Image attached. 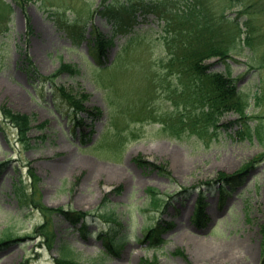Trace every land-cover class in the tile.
<instances>
[{
	"label": "rangeland",
	"instance_id": "obj_1",
	"mask_svg": "<svg viewBox=\"0 0 264 264\" xmlns=\"http://www.w3.org/2000/svg\"><path fill=\"white\" fill-rule=\"evenodd\" d=\"M252 1L255 8L247 10ZM8 4L12 10L3 14ZM194 28H206L204 35L216 46L221 33L240 35L228 62L259 138L244 139L241 128L230 125L237 115H226L221 128L205 136L171 130L176 123L162 116L177 108L168 99L178 81L168 67L170 52L181 54L178 48L192 43ZM95 32L113 40L102 65L89 50ZM246 33L252 46L245 44ZM216 60L206 64L225 72ZM262 61L264 0H26L22 7L0 0V107L33 117V147L27 149L0 112V164L7 162L0 172V241L6 232L22 239L0 248V264H56L63 252L80 264H143L154 258L160 264H261L264 159L223 204L212 186L219 174L235 175L264 154V69L253 71ZM63 62L80 73L63 74L56 85L85 91L88 107L102 111L89 137L74 134L57 91L38 81ZM137 156L167 164L171 177L142 169ZM32 187L45 207L93 215L88 235L57 215L21 206L16 194ZM148 188L169 204L153 208ZM200 191L211 220L202 229L192 217ZM112 218L121 223L115 229L126 241L119 256H108L97 234H114ZM158 221L167 225L166 242L155 249L141 244L142 229ZM199 244L213 252L201 253ZM222 250L221 257L212 255Z\"/></svg>",
	"mask_w": 264,
	"mask_h": 264
},
{
	"label": "trees",
	"instance_id": "obj_2",
	"mask_svg": "<svg viewBox=\"0 0 264 264\" xmlns=\"http://www.w3.org/2000/svg\"><path fill=\"white\" fill-rule=\"evenodd\" d=\"M16 1L19 3L22 0ZM193 38L197 40L198 35L193 34ZM251 41L252 40L250 37H247L246 43L249 46L251 45ZM230 45L231 44L227 45L223 49L217 48L214 50L190 48V50L184 52L182 56H174L171 59L173 62V66L171 67L177 68L180 74L186 76V81L183 82L185 85L184 90L181 91L180 94L175 91L176 94L173 98V100L180 99L182 103L186 104L183 109H177L174 112L168 114V116L174 120L173 122L176 123V125L172 127L171 130H178L179 128L181 132H189L190 135L205 136L212 128H218L217 123L225 114L236 113L239 115L237 123H243L246 137L252 138L253 130L248 124L249 116L245 114L248 107L247 100L242 97L240 91L238 90L236 80L231 77L230 71H228V74L210 72V65L203 64V61L207 58H210L211 56L219 57L221 60H226V58L229 57L228 50H230ZM109 46V40L103 37L99 38L96 41L93 54L101 59L102 55H104L106 49ZM75 72L76 69L73 66L62 64L60 69L52 77H50V79L44 78V80H50L53 82L54 78L58 77V75L62 73L74 74ZM59 92L62 101H64V103L67 104L69 108L75 113L76 120L78 119V114L87 112V108L84 105L88 99L87 95H74L66 91L64 88H59ZM1 109L4 117L17 128L22 143L26 145L27 148H29L30 140L28 138V133L32 128L30 116L21 113H15L5 105L2 106ZM99 115L100 112L96 110L95 116L99 117ZM76 124V126H81L83 122L78 119ZM255 134L257 135V132H255ZM173 135L174 133L171 131L170 137L172 138ZM263 157L264 155L246 164L242 170H240L235 175L229 176L225 174H219L218 182L226 184L231 183L234 185L239 184L241 178L246 175L247 171L253 166L254 162L260 160ZM136 161L143 168H146V166L152 167L158 171H167V173L170 175L166 165L162 164L158 166L144 161L141 157H138ZM23 195L25 196V203L28 204V202H31L34 204V196L30 194L27 196L25 193H23ZM31 196L33 197L32 200ZM41 209L43 212H59L67 220L74 223H79L85 217V214L81 212L64 211L63 209H45L42 206ZM202 214L203 208L202 202H200V208L196 218L197 225L204 224V217ZM85 222L86 220L84 221L82 231L86 230ZM157 231L158 230L156 228H151L146 232L147 234L145 235V239L149 240L153 247H158L163 243L161 237L156 235ZM261 231L264 234V225ZM99 238L103 241L106 250L111 254L119 252V248L123 246L122 240L116 241L115 236L101 234L99 235ZM64 249L65 248H63V250ZM56 262L57 264H78V262H76L74 259L67 257L64 252L59 255V259H57ZM150 264L158 263L155 260ZM262 264H264V258Z\"/></svg>",
	"mask_w": 264,
	"mask_h": 264
},
{
	"label": "bare ground",
	"instance_id": "obj_3",
	"mask_svg": "<svg viewBox=\"0 0 264 264\" xmlns=\"http://www.w3.org/2000/svg\"><path fill=\"white\" fill-rule=\"evenodd\" d=\"M238 1H241V0H238ZM168 65L169 66H173V62L171 60H168ZM198 249H199V251L201 253L203 252V253H209L210 254V252H213V250H211V249H210V252H208L207 249L204 246L200 245V244L198 245ZM214 253L215 254H212L213 256L221 257V254H223L224 251L223 250L221 252L216 251Z\"/></svg>",
	"mask_w": 264,
	"mask_h": 264
}]
</instances>
